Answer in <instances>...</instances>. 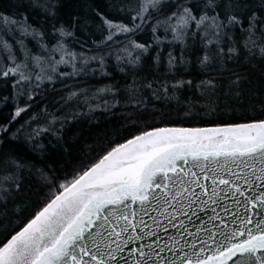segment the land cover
Masks as SVG:
<instances>
[{
	"label": "snow or ice",
	"instance_id": "6c2138e0",
	"mask_svg": "<svg viewBox=\"0 0 264 264\" xmlns=\"http://www.w3.org/2000/svg\"><path fill=\"white\" fill-rule=\"evenodd\" d=\"M14 7L0 12L14 40L0 39V264H264V0H80L67 22L64 0ZM197 42L204 78L178 77ZM81 77L109 82L69 87ZM235 109L252 115L203 119ZM98 114L116 123L82 140Z\"/></svg>",
	"mask_w": 264,
	"mask_h": 264
},
{
	"label": "trees",
	"instance_id": "16d2710c",
	"mask_svg": "<svg viewBox=\"0 0 264 264\" xmlns=\"http://www.w3.org/2000/svg\"><path fill=\"white\" fill-rule=\"evenodd\" d=\"M99 2V0H97ZM17 3V0H0V12H5L7 14H13L17 11V9L14 7V5ZM65 7L61 10V16L63 18V21L67 22L70 19V13L71 14H76L78 11H82L81 9H78L76 6L77 4L80 3V0H64ZM29 23H32L33 26H40L43 24V21L36 15H33L31 19L29 20ZM49 34H51V27L50 25L47 26ZM138 37L141 40L148 39L149 37L146 36L143 33L138 34ZM239 39V36H237ZM55 41H53L54 43ZM12 43H14V40H12ZM29 48H32L33 51H38V49L35 48L33 42H27ZM191 43V41L189 42ZM72 47L75 49H79V44H73ZM176 53L179 54V49H176ZM203 54L202 49L200 48L199 42L195 45V47L186 54V59L190 60V64L188 65V70L185 71L183 67H181L178 70V77H183L184 79H192L193 81H198L199 79L204 78V75L201 73L199 65L197 63V56H200ZM110 63L114 64V61H110ZM230 67H235L236 70H241L239 66L234 65V64H229ZM147 67V64L145 65ZM70 70V69H67ZM164 69L161 68L160 72L161 74L163 73ZM258 75V73L254 74ZM119 74H117V79H119ZM226 79V77H225ZM109 81L107 79H98L97 77H81L80 79L76 81H67L69 87H75V88H86L90 86H100L103 83H108ZM57 89L60 90V92L67 91V89L62 88L60 83H57L56 85ZM7 90L10 91V84L7 86ZM60 93H53L51 89H47L46 95L51 98L52 96H58ZM188 95H191V93H187ZM43 107V105H41ZM245 115H252L251 112L245 113L244 110L242 109H235L231 113H228L227 110H223L220 112L219 116L213 115L211 117H205L203 119H219L223 120L226 118H231L234 120H238L239 122H243V118ZM99 116V114H98ZM100 119V127L95 128V127H90L88 123L82 122L80 127V131L82 133V140H92L95 138V136L100 133L103 129L110 128L112 124H115L116 121L113 120L112 118L105 119L103 116H99ZM185 126H190V125H185ZM75 131V129H74ZM76 148H79V145L76 146ZM17 151L19 152L20 155H22L25 159L30 160L34 163H36L37 166H43L40 163V160L38 157H36L32 152L28 151V149L24 146H20ZM78 153L74 151L72 159H75L77 157ZM45 163H48L46 160ZM33 192L36 191V188L33 187L32 189Z\"/></svg>",
	"mask_w": 264,
	"mask_h": 264
},
{
	"label": "water",
	"instance_id": "95a60500",
	"mask_svg": "<svg viewBox=\"0 0 264 264\" xmlns=\"http://www.w3.org/2000/svg\"><path fill=\"white\" fill-rule=\"evenodd\" d=\"M225 178H228V177L225 176ZM202 182H204V183H209V184H210V181H202ZM221 187H223V186H221ZM197 191H199V189H197ZM224 203L227 204V205H229V206H231V201H230V200H225ZM218 211H219V209H218ZM222 214H223V213H222ZM201 215H203V214H201ZM181 219H186V218L181 217ZM204 219H207V216H206V215L204 216ZM228 219H229V221H230V217H229ZM145 220L147 221L148 224H151V220L148 219V217H145ZM230 226H231V225H230ZM174 232H175V229H170V233H174ZM160 235H161V236H166L167 234L164 233L163 231H160Z\"/></svg>",
	"mask_w": 264,
	"mask_h": 264
},
{
	"label": "rangeland",
	"instance_id": "374dc122",
	"mask_svg": "<svg viewBox=\"0 0 264 264\" xmlns=\"http://www.w3.org/2000/svg\"><path fill=\"white\" fill-rule=\"evenodd\" d=\"M0 39L8 40L9 43H12V40H13V38H12L11 35H6V34H4L3 32H0ZM17 50H18V46H17ZM59 68H60V69H63V70H67L63 64H61V65L59 66ZM4 90H5V89L0 88V91H4Z\"/></svg>",
	"mask_w": 264,
	"mask_h": 264
}]
</instances>
